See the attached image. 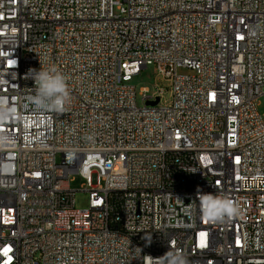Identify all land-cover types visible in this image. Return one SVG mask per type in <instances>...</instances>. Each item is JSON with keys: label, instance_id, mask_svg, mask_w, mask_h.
I'll list each match as a JSON object with an SVG mask.
<instances>
[{"label": "built area", "instance_id": "built-area-1", "mask_svg": "<svg viewBox=\"0 0 264 264\" xmlns=\"http://www.w3.org/2000/svg\"><path fill=\"white\" fill-rule=\"evenodd\" d=\"M0 97V264H264V0H0Z\"/></svg>", "mask_w": 264, "mask_h": 264}, {"label": "clouds", "instance_id": "clouds-1", "mask_svg": "<svg viewBox=\"0 0 264 264\" xmlns=\"http://www.w3.org/2000/svg\"><path fill=\"white\" fill-rule=\"evenodd\" d=\"M34 82L33 94L28 97L29 103L38 111L63 113L66 105L71 102V94L66 77L55 67L39 70L30 69ZM13 114L5 97H0V121L8 119ZM186 264L180 253H166L161 264Z\"/></svg>", "mask_w": 264, "mask_h": 264}, {"label": "rangeland", "instance_id": "rangeland-1", "mask_svg": "<svg viewBox=\"0 0 264 264\" xmlns=\"http://www.w3.org/2000/svg\"><path fill=\"white\" fill-rule=\"evenodd\" d=\"M180 74H188L191 73L190 70L185 68H179ZM131 85L136 87L137 90V101L140 106L143 105L141 90L143 88H148L151 93H154L156 86L163 88V103L170 102L172 99V91H171V83L170 80L161 76L155 66H149L144 69L140 74L133 77L131 81ZM259 111L264 116V99H261V103L259 105ZM85 185V181L80 176H74L72 180L71 187L76 192V208L85 209L89 205V193L83 191V187Z\"/></svg>", "mask_w": 264, "mask_h": 264}, {"label": "water", "instance_id": "water-1", "mask_svg": "<svg viewBox=\"0 0 264 264\" xmlns=\"http://www.w3.org/2000/svg\"><path fill=\"white\" fill-rule=\"evenodd\" d=\"M158 101H159V99L157 101H155V102H150L149 104L156 105L158 103Z\"/></svg>", "mask_w": 264, "mask_h": 264}, {"label": "bare ground", "instance_id": "bare-ground-1", "mask_svg": "<svg viewBox=\"0 0 264 264\" xmlns=\"http://www.w3.org/2000/svg\"><path fill=\"white\" fill-rule=\"evenodd\" d=\"M243 264H256L255 262H243Z\"/></svg>", "mask_w": 264, "mask_h": 264}]
</instances>
